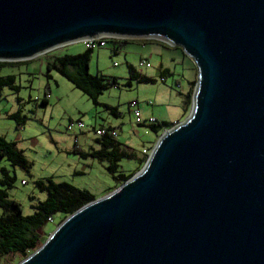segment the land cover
Masks as SVG:
<instances>
[{
  "label": "water",
  "instance_id": "1",
  "mask_svg": "<svg viewBox=\"0 0 264 264\" xmlns=\"http://www.w3.org/2000/svg\"><path fill=\"white\" fill-rule=\"evenodd\" d=\"M98 37L180 47L189 114L16 264H264V0H0V62Z\"/></svg>",
  "mask_w": 264,
  "mask_h": 264
},
{
  "label": "rangeland",
  "instance_id": "2",
  "mask_svg": "<svg viewBox=\"0 0 264 264\" xmlns=\"http://www.w3.org/2000/svg\"><path fill=\"white\" fill-rule=\"evenodd\" d=\"M103 41V47L95 44L92 50L89 72L115 79L116 84L99 95L98 106L56 70L47 72L45 69L46 63L55 57L84 52L86 48L81 42L18 64L0 66V78L11 76L14 87L0 85V137L14 142L29 164L24 170L0 158V171L3 169L14 176L6 193L19 205L22 215H30L31 205L45 198V193L34 185L37 181L51 179L55 183H69L96 199L112 192L116 182L106 170L107 162L74 152L90 153L100 149L95 130L113 128L121 147L135 154L136 158L117 163L120 173L129 174L137 167L138 159L150 153L163 133L152 132L148 120L176 125L189 114L186 96L191 82L197 80V69L180 47L150 39L104 38ZM164 70L168 72L161 75ZM133 73L151 82H138L131 78ZM104 105L115 108L117 115ZM134 112L139 113L142 125L135 123ZM15 113L23 120L21 124L17 125L10 118ZM70 123L76 126L82 123L84 128L76 127L70 132L67 130ZM74 139H77L76 144ZM60 219V214L54 215L53 223H46L38 230L37 248ZM17 260V256H9L3 263L16 264L22 259Z\"/></svg>",
  "mask_w": 264,
  "mask_h": 264
},
{
  "label": "trees",
  "instance_id": "3",
  "mask_svg": "<svg viewBox=\"0 0 264 264\" xmlns=\"http://www.w3.org/2000/svg\"><path fill=\"white\" fill-rule=\"evenodd\" d=\"M91 53L92 50L86 49L84 52L75 55L55 57L46 63L45 69L47 72L56 70L75 89L87 96L93 105L98 106L99 95L110 86L116 84V81L115 79L109 80L98 74L92 75L89 72ZM18 63L0 62V66ZM129 70L131 71V69ZM167 72V70H164L161 75ZM46 76L48 75L46 74ZM131 78L136 79L138 82H151V79L134 73ZM195 82H191L189 93L186 96L187 110L191 105V95ZM12 83L13 78L11 76L0 78V85L14 88ZM128 85H130V82H128ZM44 102L42 101V103ZM104 107L113 115H117L115 108L107 105H104ZM10 118H13L17 125L23 122L19 118L18 113L10 115ZM173 126L174 124L166 122L156 123V121L153 124H148L149 129L159 135ZM104 129L105 134L101 137H96V142L100 145V149L90 153H81L79 150L74 152L82 157H92L100 161H106V170L116 182L115 187L111 190L113 191L142 168L148 153L138 159V165L131 173H120L117 169V163L124 159H134L136 156L129 149L122 148L117 141V137H112L111 132L115 131L113 128ZM0 158H4L12 167H19L24 170L29 167L28 162L23 157L22 152L16 148L14 142H8L2 137H0ZM0 173V264H4L6 257L17 256L21 260L33 252L40 242L38 230L46 223H53L54 215H61V219L58 221L59 225L66 217L96 199L86 190L77 189L69 183H55L51 179L45 182L37 181L34 185L40 192L45 193V198L43 201L31 205L32 213L30 215H22L19 205L9 199L6 193V188L12 185L14 176H9L3 169H1Z\"/></svg>",
  "mask_w": 264,
  "mask_h": 264
},
{
  "label": "built area",
  "instance_id": "4",
  "mask_svg": "<svg viewBox=\"0 0 264 264\" xmlns=\"http://www.w3.org/2000/svg\"><path fill=\"white\" fill-rule=\"evenodd\" d=\"M104 38H106V37H98V38H93V39H86V40L81 41V43L85 46L86 49L93 50L94 47H95V44H97L99 47H103L104 46V41H103ZM123 40H125V39H123ZM46 53H44V54H46ZM44 54H41V55H44ZM41 55H39V56H41ZM143 65H144V63H141V66H143ZM134 116H135V123L137 125L143 123L141 121V119H140V115H139L138 112H134ZM153 123H155V120H153V119H149L148 120V124H153ZM76 127H78L79 129H83L84 125L82 123H77V126H76L74 123H70L68 128H67V130L71 132ZM94 132H95L96 136L101 137V136H103L105 134V129L104 128L97 129ZM111 135H112V137H116V132L112 131ZM76 143H77V139H74V144H76Z\"/></svg>",
  "mask_w": 264,
  "mask_h": 264
},
{
  "label": "crops",
  "instance_id": "5",
  "mask_svg": "<svg viewBox=\"0 0 264 264\" xmlns=\"http://www.w3.org/2000/svg\"><path fill=\"white\" fill-rule=\"evenodd\" d=\"M77 138V137H76Z\"/></svg>",
  "mask_w": 264,
  "mask_h": 264
}]
</instances>
